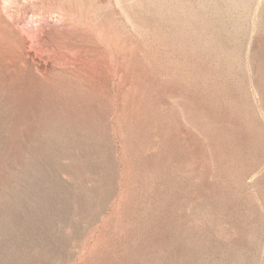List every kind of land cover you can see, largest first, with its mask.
Segmentation results:
<instances>
[{"label":"rangeland","instance_id":"rangeland-1","mask_svg":"<svg viewBox=\"0 0 264 264\" xmlns=\"http://www.w3.org/2000/svg\"><path fill=\"white\" fill-rule=\"evenodd\" d=\"M0 264H264V0H0Z\"/></svg>","mask_w":264,"mask_h":264},{"label":"bare ground","instance_id":"bare-ground-1","mask_svg":"<svg viewBox=\"0 0 264 264\" xmlns=\"http://www.w3.org/2000/svg\"><path fill=\"white\" fill-rule=\"evenodd\" d=\"M2 21V20H1ZM44 21H45V19H44ZM60 22V21H59ZM45 25V24H44ZM45 27H47V26H45ZM44 35V34H43ZM41 39V38H40ZM57 39V38H56ZM60 40V39H59ZM25 42H26V40H24ZM61 41V40H60Z\"/></svg>","mask_w":264,"mask_h":264}]
</instances>
